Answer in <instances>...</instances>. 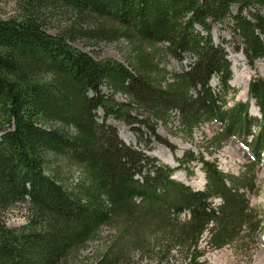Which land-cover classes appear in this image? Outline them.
Masks as SVG:
<instances>
[{"label": "trees", "instance_id": "16d2710c", "mask_svg": "<svg viewBox=\"0 0 264 264\" xmlns=\"http://www.w3.org/2000/svg\"><path fill=\"white\" fill-rule=\"evenodd\" d=\"M20 9V18L0 19V264H70L105 228L115 234L96 264H129L136 254L209 264L205 234L214 251L255 240L263 218L248 194L264 155V79L253 78L249 100L229 107L231 64L212 27L231 20L248 62L264 59V0H21ZM76 41L125 42L128 51L123 62L94 58ZM110 120L142 149L121 141ZM175 121L171 134L189 139L220 125L209 138L213 154L239 138L252 166L230 175L191 158L204 190L176 181L145 153L171 147L158 125ZM21 203L28 224L10 229L4 216Z\"/></svg>", "mask_w": 264, "mask_h": 264}, {"label": "rangeland", "instance_id": "374dc122", "mask_svg": "<svg viewBox=\"0 0 264 264\" xmlns=\"http://www.w3.org/2000/svg\"><path fill=\"white\" fill-rule=\"evenodd\" d=\"M21 0H0V19L12 20L18 19L21 16L20 9ZM238 12L237 7L232 8V13ZM264 14V11H263ZM46 27V31L51 35L57 34V29L54 24ZM212 38L215 44L223 47L231 64L232 92L228 97V106H233L237 102H246L249 100L247 96V89L249 82L256 77L264 79V59L250 64L246 56L242 53V42L234 34L233 24L231 20H227L222 24H213ZM72 45L83 52H88L94 58H108L119 62L124 61V54L127 53L128 48L125 42L118 44L99 43L97 46L89 47L81 41H76ZM169 69L172 71H180L181 65L172 61L169 64ZM218 79L214 78L211 82L213 89L218 86ZM218 90V89H217ZM104 92L108 93L106 89ZM119 101H125L122 96L118 97ZM102 116V113H100ZM250 115L253 118H260L259 111L255 109L254 102L251 101ZM109 124L117 129L121 141L128 146L135 149H142L139 147L136 137L133 132L122 122L110 120ZM175 125V126H174ZM158 134L171 145L170 148L163 144L155 143L150 151L145 150V153L157 159L161 164L170 166L175 170L173 179L191 187L194 191H202L205 188V175L202 172V165L198 160L186 162L191 158H204L210 162H215L218 168L230 175H240L247 170V167L252 166L254 160L253 154L246 145L239 138H232L218 153L213 154V148L209 143V138L215 136L221 131V126L215 123L203 125L197 129L193 138L189 139L183 134H171L172 127H178L175 121L168 128L158 125ZM252 138L248 139L251 143ZM262 163L257 165L254 169V189L251 194H248V199L251 206L262 216V227L259 235L253 241L243 242L242 244L235 243L220 250H208L206 247L205 234L201 249L205 251V260L209 264H264V155ZM182 162V163H181ZM219 201L214 203L218 204ZM29 211L26 203L17 204L15 208L10 209L4 216V221L10 229H18L28 224ZM100 238L89 243L84 250L80 252L76 259L70 264H96L100 254L103 253L108 241L115 232L105 228L100 233ZM136 254L129 264H160L158 261H153L150 258L144 260ZM184 258L180 254L175 256V259L169 264H184ZM125 261H123V264ZM167 264V263H164Z\"/></svg>", "mask_w": 264, "mask_h": 264}, {"label": "water", "instance_id": "95a60500", "mask_svg": "<svg viewBox=\"0 0 264 264\" xmlns=\"http://www.w3.org/2000/svg\"><path fill=\"white\" fill-rule=\"evenodd\" d=\"M247 94H248V89H247ZM255 107V106H254ZM255 109H257V108H255ZM251 110V109H250Z\"/></svg>", "mask_w": 264, "mask_h": 264}]
</instances>
